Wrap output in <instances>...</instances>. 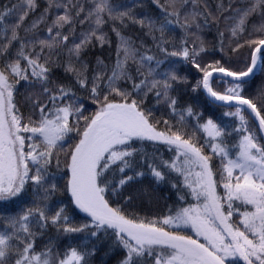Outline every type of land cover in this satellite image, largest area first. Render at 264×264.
Listing matches in <instances>:
<instances>
[{"label": "snow or ice", "instance_id": "obj_1", "mask_svg": "<svg viewBox=\"0 0 264 264\" xmlns=\"http://www.w3.org/2000/svg\"><path fill=\"white\" fill-rule=\"evenodd\" d=\"M0 264H264V0H0Z\"/></svg>", "mask_w": 264, "mask_h": 264}]
</instances>
